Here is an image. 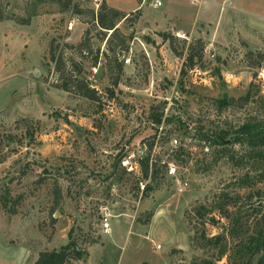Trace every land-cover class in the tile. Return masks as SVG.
Listing matches in <instances>:
<instances>
[{
	"label": "rangeland",
	"instance_id": "374dc122",
	"mask_svg": "<svg viewBox=\"0 0 264 264\" xmlns=\"http://www.w3.org/2000/svg\"><path fill=\"white\" fill-rule=\"evenodd\" d=\"M152 1L72 0L115 8L109 35L63 0H0V264H31L68 230L82 247L86 235L103 244L85 264L101 252L104 264L243 262L242 241L264 210L253 207L264 196V162L229 136L245 120L264 124V34L252 32L264 29L253 14L262 0ZM26 11L27 24L13 19ZM172 21L192 28L163 29L172 36L162 39L157 31ZM85 30L91 51L80 58L63 43ZM50 41L81 61L99 100L51 85ZM128 152L150 157L145 174L121 166ZM202 234L219 238L202 244Z\"/></svg>",
	"mask_w": 264,
	"mask_h": 264
},
{
	"label": "trees",
	"instance_id": "16d2710c",
	"mask_svg": "<svg viewBox=\"0 0 264 264\" xmlns=\"http://www.w3.org/2000/svg\"><path fill=\"white\" fill-rule=\"evenodd\" d=\"M63 8H68L71 6L75 13L80 11H88V17L86 22H95L98 26L109 29V35L114 34V18L117 16V10L111 6H106L102 2L99 8L94 12L92 8H81L72 0H63ZM33 12H25L23 16H14L13 19L21 24H27L29 22L30 16ZM3 15L0 13V18ZM157 34L161 36L162 39L171 38L172 34L166 30H158ZM108 35V36H109ZM108 38V37H107ZM64 46L73 47L76 54L80 58L85 57V53L91 51V43L86 34V30L82 32L80 40L75 43H63ZM202 44L199 45L198 50L194 51L192 46H189L186 50L184 64L191 65L193 57L200 55L202 50ZM174 50V49H173ZM47 54L49 60L53 62V70L57 72L54 77V81L51 85L66 90L69 93L81 95L85 98L92 100H99L100 93L94 86H91L89 82L80 75L82 70L81 61L75 60L73 58H65L59 50H54L52 42L50 41L47 47ZM96 56L93 57V61ZM116 81V77L112 78V82ZM152 116V115H151ZM160 118V113L152 116L153 121L158 122ZM227 132L220 133V139L224 142V136ZM229 141L232 143L245 144L253 154V159L256 161L260 160L264 162V124L259 123L255 120H245L241 122L235 129L232 130L230 134ZM140 169L143 174L146 173L148 168V155L141 154L138 157ZM237 196V195H236ZM4 202V201H3ZM262 204L259 206H253L256 210H261L264 208V196L261 199ZM4 205V203H3ZM218 209H222V205H216ZM67 240L64 243L59 244L57 247L52 248H39L35 251V258L33 264H75L79 259H84L87 255V248L80 246L78 242L71 237L70 231H67ZM202 239V244H211L219 238V234H213L205 236L202 234L200 236ZM87 244L95 242V238L91 236H84ZM242 252L244 253V260L241 264H264V210L260 213V223L255 232L247 236L245 240L242 241ZM222 253V250L220 251ZM255 261L252 263V258ZM189 264H213V260L207 257L193 258ZM231 264H238L231 262Z\"/></svg>",
	"mask_w": 264,
	"mask_h": 264
},
{
	"label": "crops",
	"instance_id": "0c3cea01",
	"mask_svg": "<svg viewBox=\"0 0 264 264\" xmlns=\"http://www.w3.org/2000/svg\"><path fill=\"white\" fill-rule=\"evenodd\" d=\"M151 4H152V2H151ZM159 4H160V1H159ZM257 4V5H256ZM255 4V2H254V5H253V14L256 16V17H258V18H261L263 21H264V15H263V13H264V0H262L261 2H259V4L258 3H256ZM153 5V4H152ZM219 8H221V5H219ZM156 22V21H155ZM200 23H203V22H200ZM199 23V24H200ZM190 28H192V25L191 26H189V27H186V26H184V25H178L176 22H174V21H172L170 24H166L165 25V27H163V28H159L160 30H163V29H171V30H173V31H175L176 33L178 32V33H182V32H185V31H187V30H190ZM254 31H257V32H260V33H263L264 34V29H254V28H252V32H254ZM109 231L110 230H108L106 233H104V234H108L109 233ZM125 231H126V234H128L127 233V229H125ZM129 235V237H131L130 236V234H128ZM102 242H104V239L102 240ZM103 246V244L102 243H98V242H95V243H93V244H90V245H88V247H87V255H86V257L84 258V259H79L75 264H85V260H86V258L90 255V250H91V248L93 247V246ZM34 258H35V252H34V254H33V256H32V259H31V264H33V260H34ZM0 262H1V259H0ZM10 263V261L8 260V259H5L4 260V264H9ZM98 264H104V255H103V253L101 252L100 253V255H99V257H98ZM115 264V263H114Z\"/></svg>",
	"mask_w": 264,
	"mask_h": 264
},
{
	"label": "built area",
	"instance_id": "2783aa9c",
	"mask_svg": "<svg viewBox=\"0 0 264 264\" xmlns=\"http://www.w3.org/2000/svg\"><path fill=\"white\" fill-rule=\"evenodd\" d=\"M153 5H158L159 4V0H153L152 1ZM171 143L175 142L176 139L173 137L171 138ZM119 162L121 164L122 167H124L126 169V171H136L140 168L139 165V161L137 156H135V154L133 152H128L125 155H123L120 159ZM148 163H151L150 157L148 158ZM148 164V165H149ZM167 171L169 173H172L174 171V166L168 164L167 167ZM103 220L100 222V229L103 233H106L109 230V225H108V221L106 220L105 217L102 218Z\"/></svg>",
	"mask_w": 264,
	"mask_h": 264
}]
</instances>
